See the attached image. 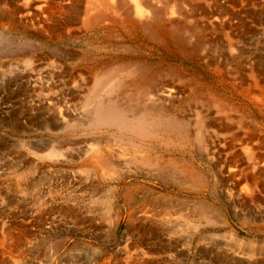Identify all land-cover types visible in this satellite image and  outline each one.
<instances>
[{
    "label": "bare ground",
    "instance_id": "obj_1",
    "mask_svg": "<svg viewBox=\"0 0 264 264\" xmlns=\"http://www.w3.org/2000/svg\"><path fill=\"white\" fill-rule=\"evenodd\" d=\"M2 1L0 48L14 50L11 62L0 61V85L25 89L27 114H38L39 126L53 137L80 131L90 139L85 172L99 179L88 182L85 176L82 194L102 196L104 182L123 176L179 188L171 194L149 188L139 201L135 185L126 189L133 207L121 236L122 209L111 203L107 235L92 238L115 244L118 252L110 250L107 260L95 264H164L168 254L183 260L214 237L201 236L204 223L228 230L223 237L230 246L219 247L224 264L257 263L256 246H243L232 219L251 230L264 228V0ZM85 38L92 52L76 48ZM53 143H29L25 157L36 168L42 159L55 164L73 159L65 146ZM181 152H193L194 158L178 156ZM212 187L222 189L231 212L199 197L214 192ZM190 192L194 199L187 197ZM72 193L44 203L52 217L48 229L60 225L70 236L94 225L98 233L102 225L90 216L95 212ZM25 222L2 223L0 245L9 253H0V264L45 261L30 253L33 233L30 219ZM68 243L63 238L50 245L49 259L56 260ZM82 243L89 248L90 242ZM23 247L29 251L21 252Z\"/></svg>",
    "mask_w": 264,
    "mask_h": 264
},
{
    "label": "rangeland",
    "instance_id": "obj_2",
    "mask_svg": "<svg viewBox=\"0 0 264 264\" xmlns=\"http://www.w3.org/2000/svg\"><path fill=\"white\" fill-rule=\"evenodd\" d=\"M1 2L3 4L2 8H4L5 5H4L2 0H1ZM4 35L7 36L8 34L4 33L3 36ZM89 40L90 39H87V38L83 39V41H81L80 43H78L76 45V48L79 50L81 49L82 51H86L87 53L92 52V51H90L91 44L89 46V43H88ZM70 43H71L70 41H67L64 44L68 45ZM249 49H253V48H249ZM11 50H14V48L8 47L6 50V46H2L0 48V59H1V57H3V59H1L0 61H3L5 63L11 62V59L13 57V55L10 54ZM95 53H96V49H95ZM39 54H41V52H39ZM14 66L16 68H21L20 62H17V64ZM185 67L190 68L191 66L186 63ZM199 70L200 69H198V68L194 69V67H193V69L191 71L194 73H195V71H196V73H199L200 72ZM200 74L202 75V73H200ZM0 86H1L0 87V218L2 217L0 219V232H1V230H3L2 229L3 228V225H2L3 222H8L9 225L21 227V226H23L22 222H25V221L27 222V220L30 219V221H31L30 226L32 227L31 232L33 233V236L30 237L31 240L33 239L31 241V244H30V246L32 247L30 249L32 252L30 251V253L31 254L33 253L32 254L33 256H36L38 254L42 255V257L44 256L43 258H46V259H44L46 261V264L47 263L51 264V262L54 263V261H56V262L59 261L58 262L59 264H76V263H78V264H95V262L98 260H99V262H104L105 260H107L109 257L108 255H110L111 252L113 253V251H110V250H114V251L117 250V248L114 247L115 244H113V243L108 244L106 240L102 241L103 239H101V241H95V240H92V238L96 236L95 234H97L98 237H100V236L105 237V235H107L108 225H107V222L105 220L107 219L106 216L109 214V211H107V208L108 207L112 208L111 203L115 204L114 206H117V208H116L117 210L122 209L120 213H121V216L123 217L124 220H122L120 227H119V230H118V236H121L123 230L126 227L125 226L126 225L125 220H128L126 214L129 213L130 205H131V208L133 207L132 206L133 203L126 198V189L131 188L133 185H135V188H136V191H135L136 192V197H135L136 201H139L141 198H143L145 196L144 194L147 192V189H149V188L154 189L158 193L160 192V193H165V194H167V193L171 194V193H173L172 191H174V192L178 191L177 189H179V188H174L172 186H165L162 183H159V182L154 181L152 179H149L147 177L123 176L121 180L110 181V182H106V183L103 181L105 184L104 186L106 187L105 193L103 194L104 196L100 195L101 196L100 197L99 195H95V193H92V192H88L90 194H88V193L84 194L83 193L84 194L83 195L81 190H83L82 188H83V186H85V180H86L85 176L91 177L90 178L91 180L89 179L88 182H91V181L93 182L94 180L99 179L98 176L96 177L94 175V173L87 175V172H85L86 161L84 159L85 157L83 156V153H84V149L87 150L85 147L89 146V140L90 139L86 138V137H81L80 131H76L74 133L61 132L59 135L53 137L50 133L41 129V127L39 126L40 125V119H39L40 116L38 114L35 113V114H33L34 116L28 115L30 113L27 114L26 100L24 101L25 96H22V94L23 95L25 94V92H24L25 89H23V88H12L11 89V88L7 87L6 85H4V86L0 85ZM14 95L16 97H14ZM73 104L75 105L74 101L69 102V106L71 108H74ZM75 117H79V114L78 115L76 114ZM46 133H47V135H46ZM47 141H51V143L54 142L53 144H60V145L65 146L66 148L63 147L62 150L64 152H68L66 154L69 155L71 157V159L72 158L73 159L71 161H68V163L67 162L65 163L64 161H62L61 163H57V164L50 162V161H47L45 159H42L43 161L42 160L40 161L43 164L42 167L36 168V166L33 163H31V161H29L31 158L28 160V158L25 157L26 155H30V154H28V151L26 149H30L29 143H32V144H30L31 146H33V143H34L33 147H40V146H43L44 143ZM106 145H108V142L103 141L102 148L105 151H106ZM114 147L120 149V151L124 150L122 147H119L117 145H114ZM133 150L134 151L137 150L136 152H138V153L139 152L143 153V151H144L143 149L141 150V149H134V148L132 149L131 148V151H133ZM31 151H33V149H31ZM43 151H45V150L43 149ZM41 154H43V152ZM193 154H194L193 152L192 153L191 152H189V153L188 152H185V153L181 152L180 155H178V156L193 159L194 158L192 156ZM195 160H197V158ZM203 165H206V162L203 161ZM137 181L139 183H137ZM66 183L69 187L66 185ZM61 185H63V186H61ZM126 186H128V187H126ZM64 188H66V189H64ZM71 188L72 189L75 188L73 190V193L75 192L74 194L77 197L75 199H78V201H81V202L85 201L84 203L90 205L91 211L93 210L92 212H95V215H94V213H92V214L90 213L91 214L90 216L92 218L94 216H96L94 219H96L98 221V222L96 221L98 224L102 225L99 227L101 228L100 231H102V228H103V232L97 231L98 233H96L95 232L96 230L93 229L94 228V225H93V228H89V227H87L88 229L79 228V230L76 231V233L74 235H70L71 236L70 237L69 235H66L67 229L64 230L65 229L64 227H62V226L60 227V225H58L59 228L52 229L51 232L55 231L52 233V235L54 234L52 237L51 232L49 230V229H51V226L47 225L48 223H50L52 217L50 215H48L49 206H46L44 203L46 201L49 202L50 200H53V199H58V201H61L62 196H65V194H67V193H72ZM114 188L118 189L117 195H115V193H114ZM52 189L55 191H53ZM75 190H77V191H75ZM180 190H182V189H180ZM212 190L214 192L209 191V192L200 193L199 197L206 200V201H209V202H212L215 204L217 203V208L221 209L225 213L231 212L232 209H229L231 207H229L227 204H225L226 202L222 201V195H221L222 189L219 190V188H217V187H212ZM65 192H67V193H65ZM1 193H2V195H1ZM62 193H63V195H62ZM73 193H72V195H73ZM89 196L92 197L91 202H90ZM190 196H191V198H190ZM115 197L117 199V203H116ZM187 197L189 199H194V197H196V195L192 194L190 192L187 195ZM79 198L81 200H79ZM51 202L52 201H50L49 204H51ZM45 220H47V221L49 220V221L46 223ZM262 223L264 224V222H262ZM232 224H233L232 229L236 232L238 240H240L242 243H244L243 246H246V245H247L246 247H249V245H255L256 246V253H257L256 258L258 259V261H257V263H251V264H264V261L261 257L262 249H264V228L262 230L261 227H254L253 226L254 229L251 230L248 226L242 227L243 225H239L242 223L237 222L235 219L234 220L232 219ZM204 226H205V228H204ZM184 228H187V227H184ZM200 230H201V236L202 235H206V236H210V235L212 236L213 235L214 237L206 240L207 242L204 243V245L202 246L203 248L201 247L199 253L196 252L195 249L193 248L192 251H190V253H191L190 256L187 257L184 254L182 255L183 256L182 258H184L183 260L181 258H177L176 260H174L175 258L171 257L169 254L164 255L162 257L164 264H195V263L196 264H211V263H213V264H224L225 262L223 263V261H224L223 250L220 249L219 247L222 246L224 248H228V246H230L229 245L230 244L229 238L223 237L227 234L228 230H225L224 228L223 229L222 228H213L211 226H207V224H205V223L202 226V228L200 227ZM47 231L50 233V235H49V233H46ZM87 231L90 235L87 233ZM81 235L84 237H82ZM85 236H86V238H85ZM190 236L191 235H189V237ZM41 237H43V238H41ZM47 237H49V238H47ZM63 238L69 239V243L66 245L65 250H63L64 252L61 251L59 253L60 256H58L56 260H53L54 258L49 259V257H50L49 254L51 253L50 252V245L55 244L57 241L58 242L61 241ZM45 239H47V240H45ZM42 240H45V242H47L48 240L49 241L45 244H42ZM219 240H220V242H219ZM0 241H1V233H0ZM83 241L90 242L89 248L86 247L85 245H83L84 244V243H82ZM216 241H217V243H216ZM79 244H81V245H79ZM225 245H227V246L225 247ZM27 246H28V244H27ZM77 247H78V251H77ZM5 248L6 247L0 245V253H6V255H7L9 252ZM33 249H34V251H33ZM3 250L5 252H3ZM24 250H25V252L29 251L28 248L23 247L21 252ZM219 251L220 252L222 251V252L220 253ZM117 252H118V250H117ZM201 252L203 253V255H201L202 254ZM30 253H29V255H31ZM210 253H212V254H210ZM45 254H47V255L45 256ZM196 255L198 257L199 256L200 257L202 256V257L198 258V257H196ZM217 255H219V256H217ZM168 258H170L169 261H167ZM171 259H172V261H171ZM209 259L212 261H210ZM217 259H219V260H217ZM45 261L42 260V264H44ZM174 261H175V263H174Z\"/></svg>",
    "mask_w": 264,
    "mask_h": 264
}]
</instances>
